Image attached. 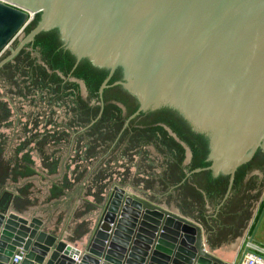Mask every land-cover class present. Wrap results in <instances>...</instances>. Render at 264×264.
<instances>
[{
    "label": "water",
    "instance_id": "obj_1",
    "mask_svg": "<svg viewBox=\"0 0 264 264\" xmlns=\"http://www.w3.org/2000/svg\"><path fill=\"white\" fill-rule=\"evenodd\" d=\"M11 1L0 264H232L212 250L264 182V0Z\"/></svg>",
    "mask_w": 264,
    "mask_h": 264
},
{
    "label": "rangeland",
    "instance_id": "obj_2",
    "mask_svg": "<svg viewBox=\"0 0 264 264\" xmlns=\"http://www.w3.org/2000/svg\"><path fill=\"white\" fill-rule=\"evenodd\" d=\"M9 3L15 4V5H21L19 3H16L11 0H5ZM32 17V16H31ZM18 33V32H17ZM115 183H112V185ZM135 193V192H134ZM264 182L237 234V237L230 249L229 252L231 253V262L233 264H236V261H238V258L242 252L244 242L248 238H252V230L255 228L256 223L258 222V227L255 232V236L252 238L258 242H261L264 244ZM263 210V211H262ZM259 220V221H258ZM196 221V220H194ZM198 222V221H196ZM200 224V222H198ZM201 225V224H200ZM221 253V252H220ZM230 255H227V257Z\"/></svg>",
    "mask_w": 264,
    "mask_h": 264
},
{
    "label": "built area",
    "instance_id": "obj_3",
    "mask_svg": "<svg viewBox=\"0 0 264 264\" xmlns=\"http://www.w3.org/2000/svg\"><path fill=\"white\" fill-rule=\"evenodd\" d=\"M17 254L12 256V260H17ZM77 260V258L74 257ZM234 261H232L233 264ZM236 264H264V244L252 238L244 242L242 252Z\"/></svg>",
    "mask_w": 264,
    "mask_h": 264
},
{
    "label": "crops",
    "instance_id": "obj_4",
    "mask_svg": "<svg viewBox=\"0 0 264 264\" xmlns=\"http://www.w3.org/2000/svg\"><path fill=\"white\" fill-rule=\"evenodd\" d=\"M132 192H133V191H132ZM135 194H137V193H135ZM137 195H139V194H137ZM139 196H141V195H139ZM141 197H144V196H141ZM106 198H107V196H106ZM106 198H105V200H106ZM144 198H146V197H144ZM147 199H148V198H147ZM105 200H104V202H103V205H104V203H105ZM103 205H102V207H101V209H100V211H99V214H98V216H97V218H96V220H95V223H94V225H93V227H92V229H91V232H92L93 228L95 227V224H96V222H97V220H98V218H99V215H100V213H101V210H102V208H103ZM257 227H258V226H257ZM257 227H256L255 229L252 230V234H251L252 238L255 236L254 234H255V232H256ZM91 232H90V234H91ZM90 234H89V236H90ZM89 236H88V238H89ZM88 238H87V240H88ZM210 250H211V249H210ZM212 252H214L215 254L219 255L220 257H222V258L225 259V260L231 261V253H232V252H229V253H228V255H230V256H228V257H227V254L220 253V252H218V251H214V250H212Z\"/></svg>",
    "mask_w": 264,
    "mask_h": 264
}]
</instances>
